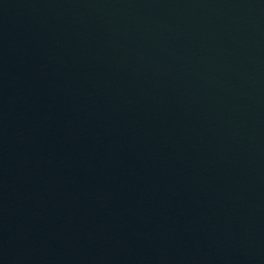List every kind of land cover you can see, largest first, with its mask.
Segmentation results:
<instances>
[{
  "label": "water",
  "instance_id": "95a60500",
  "mask_svg": "<svg viewBox=\"0 0 264 264\" xmlns=\"http://www.w3.org/2000/svg\"><path fill=\"white\" fill-rule=\"evenodd\" d=\"M0 264H264V0H0Z\"/></svg>",
  "mask_w": 264,
  "mask_h": 264
}]
</instances>
